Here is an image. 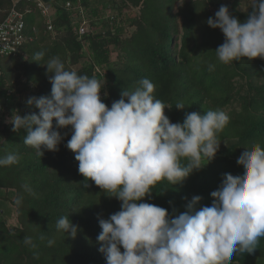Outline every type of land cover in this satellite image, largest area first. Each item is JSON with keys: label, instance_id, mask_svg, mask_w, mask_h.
<instances>
[{"label": "trees", "instance_id": "16d2710c", "mask_svg": "<svg viewBox=\"0 0 264 264\" xmlns=\"http://www.w3.org/2000/svg\"><path fill=\"white\" fill-rule=\"evenodd\" d=\"M42 1L48 6V16L37 0L16 4L23 12L24 33L29 39L17 53L0 57V94L5 98L0 108V157L8 153L20 157L19 163L0 168V264H107L97 241L102 231L98 217L108 219L120 210L121 202L105 196L93 181H85L79 174L74 153L66 147L70 128L59 130L62 135L67 132L59 151L42 149L41 157L23 144L26 131L13 132L3 119L14 104L21 116L38 114L26 100L51 95L52 84L42 65L53 56L60 57L67 70L105 83L100 95L108 107L121 99L124 89L133 91L141 79L148 78L155 85V98L172 107L164 110L171 122L182 123L190 112L203 115L217 109L224 110L230 121L218 134L221 144L214 160L202 161L208 164L182 184L158 182L151 198L143 202L165 208L171 218L186 212L195 195L202 197L197 209L210 206V193L217 190L223 174L243 173L237 164L243 150L255 143L264 147V59L220 63L215 50L224 36L206 24L209 17L214 18L208 5H215L216 11L227 5L230 13L244 22L252 8L239 7L251 0L228 4L183 0L178 5V0ZM12 6L11 0H0V20ZM108 10L118 14L106 19ZM85 18L91 21V28L80 34L74 25L79 26ZM48 19L53 30L48 29ZM127 27L133 28L129 34ZM40 51L44 56L36 60L35 53ZM114 56L117 64L112 63ZM177 102L185 108L177 109ZM24 184L34 195L24 191ZM18 194L23 196L20 206L15 204ZM6 200L16 208V225L5 221ZM62 216L78 226L74 239L57 230ZM26 235L33 238L37 249L23 243ZM49 240L54 241L51 246ZM231 264H264V237L252 254L236 253Z\"/></svg>", "mask_w": 264, "mask_h": 264}, {"label": "clouds", "instance_id": "9594fccd", "mask_svg": "<svg viewBox=\"0 0 264 264\" xmlns=\"http://www.w3.org/2000/svg\"><path fill=\"white\" fill-rule=\"evenodd\" d=\"M249 6L252 11L244 22L227 5L206 20L224 36L215 50L224 65L244 58L264 59V0H251ZM43 56V51L35 53L36 60ZM42 66L52 84L51 95L29 97L27 105L38 109V114L21 116L15 110L6 122L13 132L24 129L23 144L41 157L42 149L59 151L67 135L59 130L70 128L66 147L74 153L79 174L105 196L121 202L120 210L108 219L98 217L102 231L97 241L107 264H231L236 253L252 254L257 249L264 237V147L260 143L240 152L237 164L243 173L223 174L217 190L210 193V206L197 209L202 197L195 195L186 212L171 218L165 208L143 202L151 198L158 182L182 184L215 159L221 144L218 134L230 121L224 110L190 112L182 123H173L164 111L172 107L155 98V85L148 78L141 79L133 91L124 89L121 99L108 107L100 95L105 83L97 78L67 70L58 56ZM185 106L175 105L179 110ZM19 159L18 154L8 153L0 157V168ZM21 187L34 195L28 184ZM22 203L18 194L15 204ZM56 227L73 239L77 236L78 226L68 216L60 217ZM23 243L33 250L38 247L28 235ZM53 243L48 241L49 246ZM33 254L38 256L36 251Z\"/></svg>", "mask_w": 264, "mask_h": 264}, {"label": "built area", "instance_id": "2783aa9c", "mask_svg": "<svg viewBox=\"0 0 264 264\" xmlns=\"http://www.w3.org/2000/svg\"><path fill=\"white\" fill-rule=\"evenodd\" d=\"M19 1L20 0H11L13 3L12 8L7 12L6 17L0 20V57L17 53L20 46L27 39H29V37L24 33L25 20L23 12L15 8ZM37 2L38 5L43 8V14L48 16V6H46V3L42 0H37ZM67 5H70V2H68ZM79 9L83 11V5H80ZM112 11L113 10L106 11L104 17L107 19L109 17L111 18L115 14H118V12L115 13L116 11ZM74 21H76L75 18ZM47 22L48 29L53 30L51 21L48 19ZM74 27L80 34H84L89 30V28H91V21L85 18L79 26L75 23ZM4 100L5 98L0 94V108L3 106Z\"/></svg>", "mask_w": 264, "mask_h": 264}, {"label": "rangeland", "instance_id": "374dc122", "mask_svg": "<svg viewBox=\"0 0 264 264\" xmlns=\"http://www.w3.org/2000/svg\"><path fill=\"white\" fill-rule=\"evenodd\" d=\"M213 1H214V3H225V2H227V4L232 2V0H213ZM182 2H183V0H178L177 5L180 4V3L182 4ZM248 2L249 3H246V4H244L243 6H241L239 8L242 9V10H247L249 8V5H250V1H248ZM208 6H209V9H212V12L215 14L216 6L213 5V6H215L214 8L211 5H208ZM128 11H130V10H125L126 13H129ZM115 13H117V11ZM125 24H127V22H125ZM132 29H133L132 27L131 28L127 27L128 34L131 32ZM116 61H117V59L114 56V58L112 60V63L117 64L118 61L117 62ZM22 86L23 85L21 84L20 87H22ZM24 93H26L25 90H24ZM15 110H17L16 104L11 105V108H10L9 112L6 115V117L3 119V121H5V120L7 121L8 119H10L13 111L15 112ZM3 212H4L3 213L4 218H5V221H6L7 224H9V225H16L17 224L18 220H17L16 208H15L14 205L11 204V201L6 200V202L3 205Z\"/></svg>", "mask_w": 264, "mask_h": 264}, {"label": "crops", "instance_id": "0c3cea01", "mask_svg": "<svg viewBox=\"0 0 264 264\" xmlns=\"http://www.w3.org/2000/svg\"><path fill=\"white\" fill-rule=\"evenodd\" d=\"M102 1V0H101Z\"/></svg>", "mask_w": 264, "mask_h": 264}]
</instances>
